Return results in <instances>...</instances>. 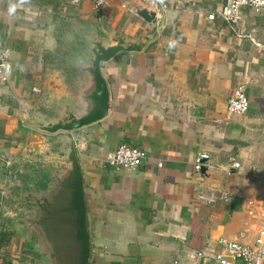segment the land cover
I'll use <instances>...</instances> for the list:
<instances>
[{"label":"crops","instance_id":"1","mask_svg":"<svg viewBox=\"0 0 264 264\" xmlns=\"http://www.w3.org/2000/svg\"><path fill=\"white\" fill-rule=\"evenodd\" d=\"M229 1L111 0L99 10L90 0H26L9 15L19 0H0V47L12 51L11 79L0 80V232L13 234L0 245L1 264H39L20 223L36 218L38 203L64 177V137H45L36 151L28 124L67 100L59 69L86 64L77 36L149 35L156 25L142 9L164 12L163 29L143 53H122L104 66L110 115L74 134L90 264H215L219 239L253 243L264 226L248 215V202L264 205V13L246 7L232 24L221 15ZM240 86L250 109L231 115ZM124 143L147 153L138 169L107 163ZM211 191L228 200L199 201Z\"/></svg>","mask_w":264,"mask_h":264},{"label":"water","instance_id":"2","mask_svg":"<svg viewBox=\"0 0 264 264\" xmlns=\"http://www.w3.org/2000/svg\"><path fill=\"white\" fill-rule=\"evenodd\" d=\"M138 14L147 23L156 25L153 33L137 38L125 35L113 37L98 35L96 39L80 33L76 41L78 48L85 54L86 64L79 67L78 72H74L70 64L63 63L58 73L67 100L61 102L62 105L48 118L33 119L28 124L34 130L32 143L36 151L39 150L37 146L39 140L57 135L64 137L61 143L66 153L60 161L65 164L62 181L66 198L61 212L67 216L69 238L75 246L73 262L71 260L70 264H90L92 257L84 173L74 134L103 121L110 115L111 91L104 66L122 53H143L163 29L164 12H149L142 9ZM53 84L54 82L51 83L52 87Z\"/></svg>","mask_w":264,"mask_h":264},{"label":"built area","instance_id":"3","mask_svg":"<svg viewBox=\"0 0 264 264\" xmlns=\"http://www.w3.org/2000/svg\"><path fill=\"white\" fill-rule=\"evenodd\" d=\"M76 5L85 0H62ZM95 9H102L111 0H90ZM157 5L162 0H154ZM251 7L258 12L264 13V0H230L222 10V17L228 22L238 25L242 19V11ZM210 20H215L216 15L210 14ZM12 51L9 48L0 47V80L8 84L12 76ZM250 109V100L245 87H238L230 98L228 112L231 115H245ZM147 159V153L142 149L130 144H121L107 163L112 167L135 170L141 167ZM200 160L197 161L196 169H201ZM231 167L240 169L241 165L235 159H231ZM199 201L212 205L220 201L228 200V193L211 191L198 196ZM248 215L250 218H259L264 225V205L255 201L248 202ZM218 251L214 255L215 264H264V226L261 228L252 244L221 238L217 241ZM1 264V263H0Z\"/></svg>","mask_w":264,"mask_h":264},{"label":"flooded vegetation","instance_id":"4","mask_svg":"<svg viewBox=\"0 0 264 264\" xmlns=\"http://www.w3.org/2000/svg\"><path fill=\"white\" fill-rule=\"evenodd\" d=\"M48 198L38 203L35 219H23L20 235L29 243L39 264H70L75 246L69 238L67 216L62 209L66 198L60 176L49 190ZM47 203V205H45Z\"/></svg>","mask_w":264,"mask_h":264},{"label":"clouds","instance_id":"5","mask_svg":"<svg viewBox=\"0 0 264 264\" xmlns=\"http://www.w3.org/2000/svg\"><path fill=\"white\" fill-rule=\"evenodd\" d=\"M25 2H26V0H19V4H17V3H10V6L8 8L9 15L14 14L16 12V10H17V7L19 5H23ZM176 44H177V41L176 40H173V41L170 42L169 47L170 48H174L176 46Z\"/></svg>","mask_w":264,"mask_h":264},{"label":"trees","instance_id":"6","mask_svg":"<svg viewBox=\"0 0 264 264\" xmlns=\"http://www.w3.org/2000/svg\"><path fill=\"white\" fill-rule=\"evenodd\" d=\"M12 231L10 230H3L0 232V245L9 244L12 239Z\"/></svg>","mask_w":264,"mask_h":264}]
</instances>
